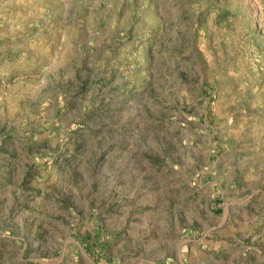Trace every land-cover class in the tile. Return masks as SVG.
Segmentation results:
<instances>
[{
	"label": "rangeland",
	"instance_id": "obj_1",
	"mask_svg": "<svg viewBox=\"0 0 264 264\" xmlns=\"http://www.w3.org/2000/svg\"><path fill=\"white\" fill-rule=\"evenodd\" d=\"M0 264H264V0H0Z\"/></svg>",
	"mask_w": 264,
	"mask_h": 264
}]
</instances>
